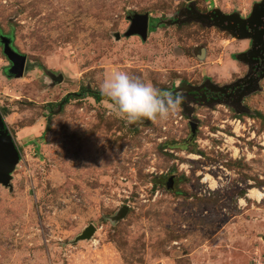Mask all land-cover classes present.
<instances>
[{
    "label": "rangeland",
    "instance_id": "1",
    "mask_svg": "<svg viewBox=\"0 0 264 264\" xmlns=\"http://www.w3.org/2000/svg\"><path fill=\"white\" fill-rule=\"evenodd\" d=\"M260 1L0 0V36L27 58L8 76L0 41V113L20 152L0 183V264H264V77L240 109L185 100L167 122L62 102L114 69L163 95L236 83L247 39L164 21L191 3L245 17ZM142 14L147 37L128 35Z\"/></svg>",
    "mask_w": 264,
    "mask_h": 264
},
{
    "label": "water",
    "instance_id": "2",
    "mask_svg": "<svg viewBox=\"0 0 264 264\" xmlns=\"http://www.w3.org/2000/svg\"><path fill=\"white\" fill-rule=\"evenodd\" d=\"M191 1V0H190ZM264 0L260 3H256L252 10V16L255 14L256 7L262 6ZM251 16V17H252ZM131 25L128 35H139L143 39L147 37L148 27H149V15H133L130 17ZM198 21L206 26H217L221 29L230 31L229 26L224 25L225 22H234V23H244L246 20L242 19L238 13L225 14L220 10H213L209 13H200L195 9L193 3H191L188 9L185 11V17L183 19H177L175 21L167 20L165 23H178L182 24L188 21ZM244 35H240L239 38H244ZM0 41L3 44V52L6 55L7 59L10 61V67L7 70V75L11 77H21L26 68L27 58L25 55L15 51L11 46V39L5 36H0ZM239 59L242 60V57L239 56ZM264 77V73L261 75V78ZM62 80V75L59 76V81ZM213 85V84H212ZM216 86V85H214ZM258 87L254 86L251 89H248L242 96L257 90ZM241 96V98H242ZM240 98V99H241ZM195 124H192L194 129ZM20 160V152L13 139L7 125L3 119V116L0 113V183L8 186L11 180L12 171L15 168V165ZM167 187H173V177H170L167 182ZM95 231V228L92 226L87 229L84 233V237H90ZM264 240V237H263Z\"/></svg>",
    "mask_w": 264,
    "mask_h": 264
},
{
    "label": "flooded vegetation",
    "instance_id": "3",
    "mask_svg": "<svg viewBox=\"0 0 264 264\" xmlns=\"http://www.w3.org/2000/svg\"><path fill=\"white\" fill-rule=\"evenodd\" d=\"M251 16L252 11L245 17L241 16L246 20L244 23L231 21L224 24L229 26V32L233 37L239 38L240 35H244V38L247 39L246 48L241 53L232 56V59L243 61L246 64L247 70L244 77H239L240 79L238 78L236 83L228 86H214L207 82L205 86H201L197 90H181L173 95H182L183 101L186 100L190 103H198L203 100L202 103H227L235 110L240 109L244 96L242 93L254 86L259 88L261 75L264 73V4L256 7L255 14ZM239 56L242 57V60L239 59Z\"/></svg>",
    "mask_w": 264,
    "mask_h": 264
},
{
    "label": "clouds",
    "instance_id": "4",
    "mask_svg": "<svg viewBox=\"0 0 264 264\" xmlns=\"http://www.w3.org/2000/svg\"><path fill=\"white\" fill-rule=\"evenodd\" d=\"M100 92L112 102L117 116L129 123L167 122L184 100L182 95H163L151 82L115 69L101 83Z\"/></svg>",
    "mask_w": 264,
    "mask_h": 264
},
{
    "label": "trees",
    "instance_id": "5",
    "mask_svg": "<svg viewBox=\"0 0 264 264\" xmlns=\"http://www.w3.org/2000/svg\"><path fill=\"white\" fill-rule=\"evenodd\" d=\"M85 95L94 98L96 101H102V100L110 101L107 97L103 96L100 91L91 90L88 87H82L78 93H76V94L72 93V94L67 95L66 97H64L62 102L68 101V98L71 97V96L83 97Z\"/></svg>",
    "mask_w": 264,
    "mask_h": 264
},
{
    "label": "bare ground",
    "instance_id": "6",
    "mask_svg": "<svg viewBox=\"0 0 264 264\" xmlns=\"http://www.w3.org/2000/svg\"><path fill=\"white\" fill-rule=\"evenodd\" d=\"M207 179H210V178L207 176ZM250 195L256 198H260L261 196H263V194L259 192L258 190H251Z\"/></svg>",
    "mask_w": 264,
    "mask_h": 264
}]
</instances>
